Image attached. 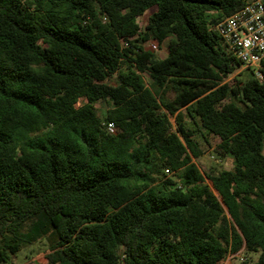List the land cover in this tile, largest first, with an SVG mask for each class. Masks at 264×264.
<instances>
[{
    "label": "trees",
    "instance_id": "1",
    "mask_svg": "<svg viewBox=\"0 0 264 264\" xmlns=\"http://www.w3.org/2000/svg\"><path fill=\"white\" fill-rule=\"evenodd\" d=\"M246 1L0 0V264H264V60L211 30Z\"/></svg>",
    "mask_w": 264,
    "mask_h": 264
},
{
    "label": "built area",
    "instance_id": "2",
    "mask_svg": "<svg viewBox=\"0 0 264 264\" xmlns=\"http://www.w3.org/2000/svg\"><path fill=\"white\" fill-rule=\"evenodd\" d=\"M211 30L221 39L225 51L241 64V69L251 70L259 79L264 60V0H248L244 7L214 25ZM152 50L157 47L150 44ZM106 130L113 131L107 123Z\"/></svg>",
    "mask_w": 264,
    "mask_h": 264
},
{
    "label": "rangeland",
    "instance_id": "3",
    "mask_svg": "<svg viewBox=\"0 0 264 264\" xmlns=\"http://www.w3.org/2000/svg\"><path fill=\"white\" fill-rule=\"evenodd\" d=\"M152 12H153V10H150L149 12H147L146 14H144L143 16L138 18L137 19L138 24L143 26L146 22L148 15L151 14ZM167 43H168V41H165L161 45H156V47H157L156 50H152L150 47V44H145V49H147L151 52L153 51V54L157 58H163L167 54ZM242 70H244V69L240 68V70L237 71V73L241 72ZM244 76H246V74ZM146 80L147 79L145 78V81ZM228 80H230V79H228ZM110 106H111V104H107V103H97L95 105L97 112H98V115L102 119L105 116L106 110L109 109ZM216 143H217V141H212V143H211L212 147ZM202 150L204 151L203 157H201L199 160H194L199 171L202 174L209 172L211 170L210 168H212V167L221 168L224 170L231 169V167H232L231 160L226 159L224 161H218L215 159V156L212 153V149L204 148ZM263 154H264V150H263ZM45 254H46V246H45L44 242H38L37 244L33 245L32 247H30L26 250H22L20 253H18L14 257V264H26V263L43 264V263H45V260H44ZM247 257H249V256H247ZM244 259H245V256L241 255L240 253L237 255H229L223 264H241L242 261H244Z\"/></svg>",
    "mask_w": 264,
    "mask_h": 264
}]
</instances>
